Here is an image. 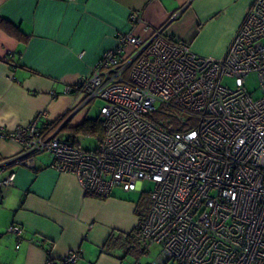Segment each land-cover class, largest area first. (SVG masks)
<instances>
[{"label": "built area", "instance_id": "obj_1", "mask_svg": "<svg viewBox=\"0 0 264 264\" xmlns=\"http://www.w3.org/2000/svg\"><path fill=\"white\" fill-rule=\"evenodd\" d=\"M243 19L221 58L194 53L163 27L147 39L122 33L90 74L66 86L82 95L73 114L103 101L95 149L58 137L65 121L56 133L47 121L40 126L46 110L27 126H0V139L20 144L17 155L0 160V207L13 168L51 152L54 167L75 174L87 195L105 199L117 186L155 183L151 208L135 227L148 247L161 246L153 264H264V0ZM251 72L260 98L245 87ZM7 233L20 242L24 228L12 223ZM82 253L48 254L46 264H77Z\"/></svg>", "mask_w": 264, "mask_h": 264}, {"label": "crops", "instance_id": "obj_2", "mask_svg": "<svg viewBox=\"0 0 264 264\" xmlns=\"http://www.w3.org/2000/svg\"><path fill=\"white\" fill-rule=\"evenodd\" d=\"M255 0H0V126H27L46 110L48 131L66 115L64 136L88 118L78 92H67L91 73L122 33L147 39L164 31L189 43L194 53L221 58ZM133 13L141 20L133 22ZM16 140L0 139V160L17 155ZM42 152L30 165L15 166L14 184L0 207V264H46L81 249L77 264H153L159 244L148 247L132 232L137 202L111 194L87 195L78 177L54 167ZM24 228L22 240L7 233ZM131 236H128L131 234ZM159 246V247H158ZM145 250L141 251V248Z\"/></svg>", "mask_w": 264, "mask_h": 264}, {"label": "rangeland", "instance_id": "obj_3", "mask_svg": "<svg viewBox=\"0 0 264 264\" xmlns=\"http://www.w3.org/2000/svg\"><path fill=\"white\" fill-rule=\"evenodd\" d=\"M226 83L230 87L235 86V81L232 78L225 79ZM245 87L248 92H251L254 98H260L263 95L262 88H261V81L259 80V75L257 72H251L245 78ZM103 105L102 100L95 99L91 101L86 108V112H88V118H98L100 117V110ZM66 123V122H65ZM64 131L61 132L58 137H63ZM81 140V144L84 149L91 150L98 147V139L95 134H87L85 137L79 136ZM142 190H125L123 187L117 186L113 189L112 194L114 195H121L127 196L128 199L136 200L137 202L141 203V208L143 213H148L151 208V192L154 190L155 183L151 181H143L142 182ZM159 247V246H158Z\"/></svg>", "mask_w": 264, "mask_h": 264}, {"label": "trees", "instance_id": "obj_4", "mask_svg": "<svg viewBox=\"0 0 264 264\" xmlns=\"http://www.w3.org/2000/svg\"><path fill=\"white\" fill-rule=\"evenodd\" d=\"M66 118V115L57 119L55 122H53L52 124V129L56 128L57 126L61 125L64 120ZM67 124L65 123L63 125V128L62 129H66ZM104 132V126L101 122V119L98 117V118H95V119H86L85 121H83L82 123H80L77 127L75 128H72L70 129V137L72 138L73 136L75 135H78V134H82V135H87V134H95V135H101L102 133ZM141 201L137 204V212L140 214L139 216L140 217H143L144 215H146L147 213H143L142 212V208H141ZM132 232L134 233H138L139 235H141L139 232L136 231V229L134 228L132 230ZM132 232L131 234H129L128 236H131L132 235ZM142 237V236H141ZM145 250V248H141V251Z\"/></svg>", "mask_w": 264, "mask_h": 264}]
</instances>
